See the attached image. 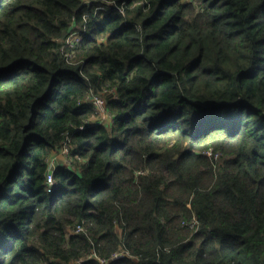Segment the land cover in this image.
I'll return each mask as SVG.
<instances>
[{"label": "trees", "instance_id": "1", "mask_svg": "<svg viewBox=\"0 0 264 264\" xmlns=\"http://www.w3.org/2000/svg\"><path fill=\"white\" fill-rule=\"evenodd\" d=\"M86 2L0 0V264H264V0Z\"/></svg>", "mask_w": 264, "mask_h": 264}, {"label": "built area", "instance_id": "2", "mask_svg": "<svg viewBox=\"0 0 264 264\" xmlns=\"http://www.w3.org/2000/svg\"><path fill=\"white\" fill-rule=\"evenodd\" d=\"M86 1H87L86 3H88L90 0H86ZM187 1H191V0H187ZM84 32H85V30H82V32L71 31L70 34L67 36V38L64 40L62 48H64V47H71L72 48L73 46L77 45L81 41ZM91 100L95 106V113H96V115H98L97 117L93 118V122L92 121L91 122L97 123V124H102L104 121H109L110 120L109 116H107V113L105 110V101L101 97H93ZM102 115H105V118H102L101 117ZM62 150L63 151H60V152L65 153L67 151V147H64ZM205 154L207 156L213 158L214 161L218 160V158H219V155L217 153H212L211 150L206 151ZM51 161H53V160H51ZM54 163L51 162V168H54L53 167ZM46 184L48 186V191L51 192L54 185H55V181H54V177H53L52 172H48L46 174ZM82 231H83V228L80 225H77V226H75L74 229H72V232L76 233V234L80 233ZM123 255H124L123 252L116 253L113 256L114 257L113 259H119V258L123 257ZM76 263L81 264L82 261H78Z\"/></svg>", "mask_w": 264, "mask_h": 264}, {"label": "rangeland", "instance_id": "3", "mask_svg": "<svg viewBox=\"0 0 264 264\" xmlns=\"http://www.w3.org/2000/svg\"><path fill=\"white\" fill-rule=\"evenodd\" d=\"M95 97H101V96H95ZM103 100H104V98L103 97H101ZM104 104V103H103ZM102 118H105V115H102L101 116ZM66 147V146H65ZM64 148V147H63ZM68 149V148H67ZM61 151H63V150H61ZM67 152V151H66ZM66 152L65 153H62V152H59V153H57L51 160H53V161H51L52 163H56V162H58V163H60V164H69V162H68V159H67V157H66ZM55 165V164H54ZM54 165H53V167H54Z\"/></svg>", "mask_w": 264, "mask_h": 264}, {"label": "water", "instance_id": "4", "mask_svg": "<svg viewBox=\"0 0 264 264\" xmlns=\"http://www.w3.org/2000/svg\"><path fill=\"white\" fill-rule=\"evenodd\" d=\"M86 4L90 5L91 3H90V2H88V3H86Z\"/></svg>", "mask_w": 264, "mask_h": 264}, {"label": "clouds", "instance_id": "5", "mask_svg": "<svg viewBox=\"0 0 264 264\" xmlns=\"http://www.w3.org/2000/svg\"><path fill=\"white\" fill-rule=\"evenodd\" d=\"M54 188V187H53Z\"/></svg>", "mask_w": 264, "mask_h": 264}]
</instances>
